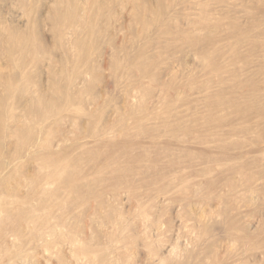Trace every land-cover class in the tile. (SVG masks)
<instances>
[{"label":"rangeland","instance_id":"1","mask_svg":"<svg viewBox=\"0 0 264 264\" xmlns=\"http://www.w3.org/2000/svg\"><path fill=\"white\" fill-rule=\"evenodd\" d=\"M0 230V264H264V0H0Z\"/></svg>","mask_w":264,"mask_h":264},{"label":"bare ground","instance_id":"2","mask_svg":"<svg viewBox=\"0 0 264 264\" xmlns=\"http://www.w3.org/2000/svg\"><path fill=\"white\" fill-rule=\"evenodd\" d=\"M1 231V230H0ZM4 236V235H3Z\"/></svg>","mask_w":264,"mask_h":264}]
</instances>
